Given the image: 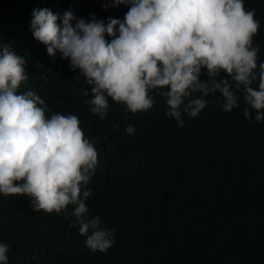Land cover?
Here are the masks:
<instances>
[{
	"label": "trees",
	"instance_id": "trees-1",
	"mask_svg": "<svg viewBox=\"0 0 264 264\" xmlns=\"http://www.w3.org/2000/svg\"><path fill=\"white\" fill-rule=\"evenodd\" d=\"M243 2L259 22L253 46L260 48L257 64L264 63V0ZM43 8L107 22L122 20L128 7L110 0H0V50L8 44L26 60L29 78L18 93L36 92L49 117L76 115L94 142L98 164L85 203L89 219L99 216L114 230L115 243L92 252L73 226L72 206L59 214L33 212L30 198L0 194L7 264H264V121L254 113L251 122L245 118L242 93L231 112L217 103L219 92L210 94L195 118L182 114V127L164 115L165 100L155 92L147 112L133 114L109 99L100 119L83 103L91 86L76 79L79 70L59 54L50 58L33 39L31 14Z\"/></svg>",
	"mask_w": 264,
	"mask_h": 264
},
{
	"label": "clouds",
	"instance_id": "clouds-1",
	"mask_svg": "<svg viewBox=\"0 0 264 264\" xmlns=\"http://www.w3.org/2000/svg\"><path fill=\"white\" fill-rule=\"evenodd\" d=\"M128 7L122 20L94 14L86 21L72 10L62 16L33 9L30 31L47 55L69 61L91 86L92 114L104 119L109 99L136 114L154 106L153 93L165 100L166 117L183 126L182 114L195 118L205 99L219 92L224 112L246 105L249 122L264 121V63L253 46L259 22L243 0H110ZM106 2L102 10H107ZM75 21V24H73ZM26 60L4 44L0 50V194L30 198L33 212L59 214L72 206L85 247L105 253L114 230L101 217L89 219L87 188L98 164L94 142L85 137L76 115L53 113L36 92L18 93L28 80ZM206 78L202 79L201 77ZM258 82V87H253ZM87 97L89 92L83 91ZM134 127L126 129L134 134ZM9 248L0 243V264Z\"/></svg>",
	"mask_w": 264,
	"mask_h": 264
}]
</instances>
